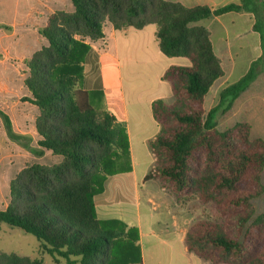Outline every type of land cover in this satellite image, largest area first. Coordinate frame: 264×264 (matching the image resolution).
I'll return each instance as SVG.
<instances>
[{
    "label": "trees",
    "instance_id": "16d2710c",
    "mask_svg": "<svg viewBox=\"0 0 264 264\" xmlns=\"http://www.w3.org/2000/svg\"><path fill=\"white\" fill-rule=\"evenodd\" d=\"M74 10L56 11L39 30L47 45L26 61L25 101L39 113L35 127L38 147H23L36 156L44 151L62 157L60 163L27 164L12 179L9 202L0 223L19 228L43 242L54 264H143L139 231L120 220L102 221L95 196L108 176L129 157L124 123L95 103L99 89L85 88V66L98 69V54L90 42L114 30L156 27L159 49L166 57H183L190 67L173 65L161 77L170 84L174 102L151 105L160 133L150 142L154 165L144 180H159L163 191L213 204L225 220H199L188 231L190 253L214 264H264V216L253 203L264 193V139L252 137L251 125L236 122L219 130L204 103L215 82L224 76L209 29L196 23L232 12L256 17L254 31L264 50V3L241 0L217 9L186 7L167 0H71ZM256 63L222 98L235 100L255 79ZM7 135L14 133L0 110ZM119 164V167H118ZM191 200V199H190ZM0 264H45L41 258L0 253Z\"/></svg>",
    "mask_w": 264,
    "mask_h": 264
},
{
    "label": "crops",
    "instance_id": "0c3cea01",
    "mask_svg": "<svg viewBox=\"0 0 264 264\" xmlns=\"http://www.w3.org/2000/svg\"><path fill=\"white\" fill-rule=\"evenodd\" d=\"M73 10L71 0H0V110L9 117L14 133L23 138L20 141L9 138L0 116V200L4 209L9 198L3 195L2 186L9 187L23 167L32 163L57 164L45 163L52 158L60 160L54 162L62 160L49 151L36 156L22 145L27 143L39 148L40 139L35 127L39 110L24 100L30 97L24 81L28 76L26 61L47 45L39 30L48 24L50 15L56 11ZM147 28L137 31L143 32ZM129 30L116 31L107 22L105 37L90 42L99 56V68L91 64L85 66V88L102 91L95 98V103L111 111L119 122L125 124L130 147L128 159L122 162L121 167L118 164L121 170L106 178L104 191L94 198L97 216L102 221L120 220L138 229L143 264H197V258H193L194 254L188 251L185 243L188 231L198 220L196 211L189 209L192 201L177 199L163 191L159 180H144L154 165L150 142L160 133L151 105L154 100H164L154 95L143 99L137 92H130L126 97L119 45H124L130 36L135 35ZM155 33L156 27L149 35V45L155 48L150 59L158 64L165 61V55L159 49ZM169 67L157 73V85L166 82L161 77ZM161 203L163 207L159 212ZM159 214L166 217H159Z\"/></svg>",
    "mask_w": 264,
    "mask_h": 264
},
{
    "label": "rangeland",
    "instance_id": "374dc122",
    "mask_svg": "<svg viewBox=\"0 0 264 264\" xmlns=\"http://www.w3.org/2000/svg\"><path fill=\"white\" fill-rule=\"evenodd\" d=\"M175 1H180L188 7L209 5L215 8L229 3H240V0ZM260 2L264 3V0ZM259 16L264 21V7L260 8ZM255 23L256 17L252 13L240 11L204 19L196 24L210 30L215 52L220 58L221 68L224 71V76L215 82L205 99L206 112L217 109L213 120L219 130H227L236 122H247L251 125L252 137L264 139V50L261 48L260 35L253 31ZM152 30H155V25L148 26L143 32L130 28V34L135 35L130 36L124 45H119L124 91L126 97L130 92H137L143 99L149 95L159 96L167 105H171L175 99L170 85L166 82H163L162 87L157 85L156 75L165 67L172 65L190 67V62L183 57L164 56V62L154 64L150 55L155 48L149 45V35ZM253 62H257L256 74L250 86L235 100L229 96L222 98L223 90L244 76ZM54 161L60 160L52 158L45 163H59ZM262 181L264 183V172ZM2 187L3 195L9 198V187ZM165 196L170 200L168 195ZM183 198H186L187 200L184 199L186 201L191 199L189 209L196 211L197 221L209 219L221 222L225 220V216L219 214L213 204H202L198 199L187 196L180 199L183 200ZM160 206L159 212L162 211L163 204L161 203ZM3 209L0 200V210ZM253 210L255 215L264 216V193L254 201ZM160 216L166 217L165 214H159ZM42 245L43 242L35 236L19 228L0 223V253H16L21 257L32 259L41 258L45 264H54V258L43 251ZM192 256L197 258V264H214L196 255Z\"/></svg>",
    "mask_w": 264,
    "mask_h": 264
}]
</instances>
